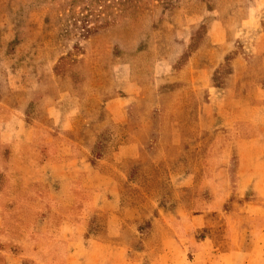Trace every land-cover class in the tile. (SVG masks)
Listing matches in <instances>:
<instances>
[{
	"label": "rangeland",
	"instance_id": "1",
	"mask_svg": "<svg viewBox=\"0 0 264 264\" xmlns=\"http://www.w3.org/2000/svg\"><path fill=\"white\" fill-rule=\"evenodd\" d=\"M262 36L260 0H0V215L30 229L44 191L9 185L56 142H91L86 157L117 179V214L136 245L149 220L173 229L180 211L203 209L213 197L202 169L229 130L217 120L229 104L226 56L252 55L255 43L264 54ZM175 139L182 152L173 157ZM129 140L164 160L143 163V181L138 166L123 172L111 158ZM228 170L233 181V153ZM239 199L230 194L223 209ZM138 254L131 262L147 263Z\"/></svg>",
	"mask_w": 264,
	"mask_h": 264
},
{
	"label": "crops",
	"instance_id": "2",
	"mask_svg": "<svg viewBox=\"0 0 264 264\" xmlns=\"http://www.w3.org/2000/svg\"><path fill=\"white\" fill-rule=\"evenodd\" d=\"M254 49L252 55L226 56L232 71L224 78L222 96L228 95L229 104L218 107L217 120L229 127L228 138L215 141L202 169L213 197L203 209L180 211L173 229L162 217L149 220V229L140 233L136 245L117 214V179L105 173L97 159L91 163L86 157L91 142H77L80 150L69 142H56L42 164L17 169V181L9 185L26 191L42 188L43 198L37 196L36 201H42L43 208L29 230L25 221L11 228L9 218L0 215V264H133L135 253L146 255L143 264H183V256L187 264H232V255L239 256L238 264H263L264 54L257 43ZM107 109L115 112L113 107ZM173 143V157L180 156V141ZM232 153L233 181L228 170ZM111 158L123 172L138 166L135 176L140 181L145 180L143 163L164 161L147 158L130 140L118 145ZM230 194L240 202L232 201L225 210ZM97 215L99 232L93 229ZM155 223L160 231L153 234Z\"/></svg>",
	"mask_w": 264,
	"mask_h": 264
},
{
	"label": "trees",
	"instance_id": "3",
	"mask_svg": "<svg viewBox=\"0 0 264 264\" xmlns=\"http://www.w3.org/2000/svg\"><path fill=\"white\" fill-rule=\"evenodd\" d=\"M114 4H115V6L120 5L119 1H118V2L115 1V2H113L110 6H114ZM110 6H109V7H110Z\"/></svg>",
	"mask_w": 264,
	"mask_h": 264
}]
</instances>
